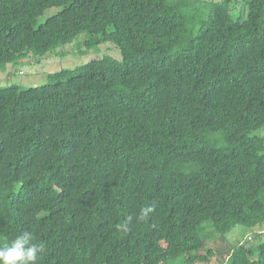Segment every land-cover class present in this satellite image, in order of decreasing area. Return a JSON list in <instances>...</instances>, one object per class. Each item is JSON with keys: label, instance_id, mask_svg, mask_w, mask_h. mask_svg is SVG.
<instances>
[{"label": "trees", "instance_id": "16d2710c", "mask_svg": "<svg viewBox=\"0 0 264 264\" xmlns=\"http://www.w3.org/2000/svg\"><path fill=\"white\" fill-rule=\"evenodd\" d=\"M81 34L121 60L0 87V247L210 264L207 239L244 226L218 264H264V0H0V70Z\"/></svg>", "mask_w": 264, "mask_h": 264}, {"label": "rangeland", "instance_id": "374dc122", "mask_svg": "<svg viewBox=\"0 0 264 264\" xmlns=\"http://www.w3.org/2000/svg\"><path fill=\"white\" fill-rule=\"evenodd\" d=\"M203 1L218 2L220 0ZM61 9V7L48 9L39 18V23H43L48 17L58 14ZM84 37V34L79 35L73 42L49 53L44 59L38 60V58L31 57L30 59L21 61L17 65H9L5 70H0V87L11 85H18L24 88L41 86L47 82L55 81V79H49V75L59 72L62 69H74L92 60L101 59L104 56H111L117 60H121L120 50L113 43H107L89 50L84 45ZM259 135L264 136V129L259 132ZM250 232L251 230L249 228L237 226L227 235V241H220L215 237L208 238V246L215 248L216 251V256L211 259L210 264H218L222 254H226L231 250L230 245L235 244L237 239L246 236ZM252 238L251 241L249 238L246 241L252 242V245L263 242L254 241L253 235ZM261 239L264 240V237Z\"/></svg>", "mask_w": 264, "mask_h": 264}, {"label": "clouds", "instance_id": "9594fccd", "mask_svg": "<svg viewBox=\"0 0 264 264\" xmlns=\"http://www.w3.org/2000/svg\"><path fill=\"white\" fill-rule=\"evenodd\" d=\"M150 211L151 208L143 209L141 219ZM33 240L31 232L23 231L7 245L0 247V264H38L44 245Z\"/></svg>", "mask_w": 264, "mask_h": 264}]
</instances>
